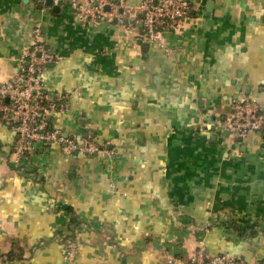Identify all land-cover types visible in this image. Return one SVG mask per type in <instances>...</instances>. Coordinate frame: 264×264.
<instances>
[{"label": "crops", "instance_id": "0c3cea01", "mask_svg": "<svg viewBox=\"0 0 264 264\" xmlns=\"http://www.w3.org/2000/svg\"><path fill=\"white\" fill-rule=\"evenodd\" d=\"M62 0H0V85L39 37L59 60L43 76L70 95L53 124L99 157L53 144L13 163L0 122V264H168L198 242L264 261V133L230 141L235 99L264 115V0H187L163 48L112 21L77 20ZM143 0H126L130 6Z\"/></svg>", "mask_w": 264, "mask_h": 264}, {"label": "built area", "instance_id": "2783aa9c", "mask_svg": "<svg viewBox=\"0 0 264 264\" xmlns=\"http://www.w3.org/2000/svg\"><path fill=\"white\" fill-rule=\"evenodd\" d=\"M57 3V0H52ZM78 21L97 26L112 21L142 39L164 47V33L176 32L188 19L191 6L187 0H143L130 6L126 0H74L71 4ZM59 60L39 37L18 61L11 82L0 85V122L14 133L11 157L19 167H29L31 155L56 144L64 155L83 154L99 157L103 151L89 138L70 137L53 122L66 113L70 95L53 96L43 85L46 70ZM232 114L223 123L227 138L235 141L249 133H264V115L254 100L235 99ZM64 259L73 263L77 257L75 242L64 241ZM168 264H248L230 255L211 256L205 244L198 242L187 256L172 255ZM264 264V261L259 263Z\"/></svg>", "mask_w": 264, "mask_h": 264}, {"label": "water", "instance_id": "95a60500", "mask_svg": "<svg viewBox=\"0 0 264 264\" xmlns=\"http://www.w3.org/2000/svg\"><path fill=\"white\" fill-rule=\"evenodd\" d=\"M62 0H57V2L58 3H60ZM44 2H45V4L47 5V6H50V5H52V0H44ZM237 140H241L240 138H238Z\"/></svg>", "mask_w": 264, "mask_h": 264}, {"label": "trees", "instance_id": "16d2710c", "mask_svg": "<svg viewBox=\"0 0 264 264\" xmlns=\"http://www.w3.org/2000/svg\"><path fill=\"white\" fill-rule=\"evenodd\" d=\"M28 168V167H27ZM26 168V169H27ZM20 169H25V168H23V167H20ZM67 240H71V241H73L74 242V240L73 239H67Z\"/></svg>", "mask_w": 264, "mask_h": 264}]
</instances>
